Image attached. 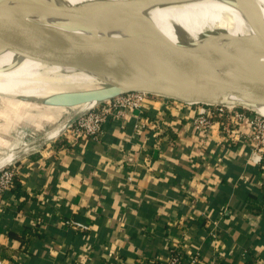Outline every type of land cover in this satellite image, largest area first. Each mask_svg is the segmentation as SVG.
<instances>
[{"label":"crops","instance_id":"0c3cea01","mask_svg":"<svg viewBox=\"0 0 264 264\" xmlns=\"http://www.w3.org/2000/svg\"><path fill=\"white\" fill-rule=\"evenodd\" d=\"M197 110L151 96L98 140L61 128L18 154V193L0 200V264H160L170 249L198 264H264V158L245 124L195 130Z\"/></svg>","mask_w":264,"mask_h":264},{"label":"water","instance_id":"95a60500","mask_svg":"<svg viewBox=\"0 0 264 264\" xmlns=\"http://www.w3.org/2000/svg\"><path fill=\"white\" fill-rule=\"evenodd\" d=\"M246 1L254 7L250 0ZM6 3L23 5H3ZM35 9L58 18L51 7L35 0H0V46L26 56L70 64L98 82L93 88L52 96L45 102L48 107L74 108L139 92L184 104L233 106L264 117L249 107L264 103V69L246 54L212 40L213 37L197 41L189 49L175 51L148 20L125 7L108 3L79 11L72 17L75 26L86 14L95 24H134L149 39L148 53L120 40L78 35L55 27L43 34L22 18ZM254 13L258 24L254 38L264 44L262 20ZM86 111L71 116L59 133Z\"/></svg>","mask_w":264,"mask_h":264},{"label":"bare ground","instance_id":"6f19581e","mask_svg":"<svg viewBox=\"0 0 264 264\" xmlns=\"http://www.w3.org/2000/svg\"><path fill=\"white\" fill-rule=\"evenodd\" d=\"M51 7L58 15L57 19L52 18L47 12L35 9L27 12L22 18L28 23L36 26V29L45 33L47 30L58 29L70 33L89 36L94 38L116 39L148 52L149 39L145 33L137 26L131 23H92L89 15H84V19L75 26L72 17L79 11H85L87 8L98 7L103 4H112L118 8L125 7L135 14H139L148 20L154 28L160 33L166 44L175 51L189 49L197 41L211 40L213 37L221 44L228 45L238 50L256 63L264 61V44L255 40L254 36L258 32V24L255 13H258L264 27V0H250L254 7H251L246 0H35ZM6 6L14 7L23 5L22 3H6ZM255 10V11H254ZM36 24V25H34ZM43 30H39L40 28ZM223 33V36L220 34ZM209 37V38H208ZM7 55H20L23 58H32L39 60L36 63L37 68L42 71H60L62 74H53L49 77H64L68 81L72 76L78 80L77 84L72 86L71 91L86 90L96 87L98 82L89 77L81 69L67 63L59 61L44 60L23 55L12 49L0 46V57ZM173 56H169V59ZM177 58V57H174ZM16 63V62H15ZM13 64L8 69L0 70L6 72L4 78L13 77L7 74ZM88 79V80H86ZM5 83L0 82V86ZM70 91V90H69ZM34 91H26L29 94ZM38 92V90L36 91ZM64 94V93H63ZM52 96L46 98V101ZM229 99L238 104H244L233 97ZM96 105L95 102H89L81 105L82 108L77 113L91 109ZM249 105V104H247ZM250 109L263 114V104H250ZM76 113V114H77ZM64 126V125H63ZM63 128L58 126L50 132L48 138L56 136L58 131ZM62 130V129H61ZM46 135V134H45ZM10 152L7 156L0 159V167L6 165L10 159L16 158L19 152ZM8 164V163H7Z\"/></svg>","mask_w":264,"mask_h":264},{"label":"rangeland","instance_id":"374dc122","mask_svg":"<svg viewBox=\"0 0 264 264\" xmlns=\"http://www.w3.org/2000/svg\"><path fill=\"white\" fill-rule=\"evenodd\" d=\"M37 62L40 61L20 55L0 57V70L13 64L7 74L18 77L17 80L9 76L4 78L6 72H0V82L5 83L0 86V159L12 151L29 153L36 150L50 132L85 107L52 108L45 105L49 96L82 90L71 91L78 81L75 76L68 81L64 77H49L62 73L52 68L43 72L41 67L37 68ZM257 64L264 69V61ZM28 90L34 92L25 93Z\"/></svg>","mask_w":264,"mask_h":264},{"label":"built area","instance_id":"2783aa9c","mask_svg":"<svg viewBox=\"0 0 264 264\" xmlns=\"http://www.w3.org/2000/svg\"><path fill=\"white\" fill-rule=\"evenodd\" d=\"M151 96L133 92L98 103L84 112L66 131L72 135L76 143L88 138L98 140L103 134L104 125L110 119L121 120L130 113L141 114L145 110L146 101ZM186 105L197 106V114L192 122L193 128L197 131L218 123L224 132L232 134L236 133L240 125H247L248 131L242 137L243 141L256 158V162L264 158V117L233 106ZM15 177L14 160L0 167V200H3L6 193L14 188ZM64 225L79 231L88 229L86 225L73 219L65 220ZM197 261L196 256L185 261L178 250L170 249L169 255L160 264H198Z\"/></svg>","mask_w":264,"mask_h":264},{"label":"trees","instance_id":"16d2710c","mask_svg":"<svg viewBox=\"0 0 264 264\" xmlns=\"http://www.w3.org/2000/svg\"><path fill=\"white\" fill-rule=\"evenodd\" d=\"M56 144H58V143H56ZM13 185H14V188L11 190V192H16V193H18V190H19V184H18V182H17V179H16V177L14 178V180H13ZM18 195V194H17Z\"/></svg>","mask_w":264,"mask_h":264}]
</instances>
